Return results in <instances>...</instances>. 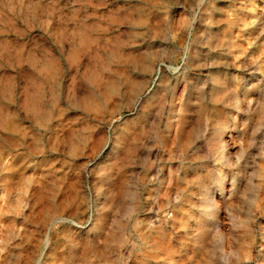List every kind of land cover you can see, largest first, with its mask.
I'll return each mask as SVG.
<instances>
[{
	"label": "rangeland",
	"instance_id": "rangeland-1",
	"mask_svg": "<svg viewBox=\"0 0 264 264\" xmlns=\"http://www.w3.org/2000/svg\"><path fill=\"white\" fill-rule=\"evenodd\" d=\"M263 187L264 0H0V264H253Z\"/></svg>",
	"mask_w": 264,
	"mask_h": 264
},
{
	"label": "bare ground",
	"instance_id": "bare-ground-1",
	"mask_svg": "<svg viewBox=\"0 0 264 264\" xmlns=\"http://www.w3.org/2000/svg\"><path fill=\"white\" fill-rule=\"evenodd\" d=\"M263 19V18H262ZM259 21V20H258ZM257 21V22H258ZM262 22V21H259ZM256 32V31H255ZM259 35V34H258ZM257 35V36H258ZM147 57V56H146ZM151 60V59H150ZM153 61V60H152ZM150 63V62H149ZM146 65V64H145ZM148 66V65H147ZM243 66V65H242ZM246 66V65H245ZM244 67V66H243ZM147 69H149V67H146ZM252 75V74H251ZM246 80V79H245ZM127 81V80H126ZM140 81V80H139ZM130 82V80H129ZM127 83V82H126ZM130 84V83H129ZM128 85V84H127ZM124 86V85H123ZM129 88V85H128ZM123 90V89H122ZM125 91L126 88L124 89ZM128 92V91H127ZM126 92V93H127ZM161 92V91H160ZM122 93V92H121ZM125 92H123V94H126ZM134 93L135 90L131 89L129 90V96H127L129 99H132V102H134ZM126 96V95H125ZM127 98V99H128ZM138 98V97H137ZM124 101V100H123ZM138 101V100H136ZM136 103V102H135ZM132 104V103H131ZM127 106V105H126ZM129 107V106H128ZM185 111V110H184ZM248 111V110H247ZM192 112V111H191ZM249 112V111H248ZM190 113V112H189ZM249 161V160H248ZM245 171V170H244ZM246 173V172H245ZM261 180V179H260ZM264 188V187H263ZM150 214V213H149ZM246 223V222H245ZM263 229V228H262ZM261 232V230H260ZM264 232V231H263ZM247 235V234H246ZM257 235V234H256ZM249 236V235H248ZM262 240L264 241V236H262ZM256 239V238H255ZM257 241V240H256ZM255 242V241H254ZM247 243V242H246ZM260 245V244H259ZM234 249V248H233ZM259 253H257L255 261L253 262V264H264V242H262V244L259 246ZM238 250V249H237ZM253 250V249H251ZM236 251V250H235ZM247 252V251H245ZM248 253V252H247ZM251 255V254H250ZM216 261V260H215ZM251 259L248 257V255H244L243 252L241 251H237V253H235L233 250L229 251L228 254H226V264H251ZM209 264H214L213 262H210Z\"/></svg>",
	"mask_w": 264,
	"mask_h": 264
}]
</instances>
